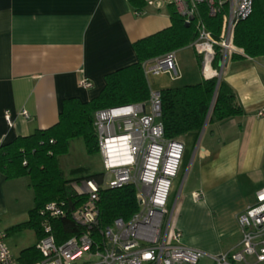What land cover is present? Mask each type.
<instances>
[{"label": "crops", "instance_id": "crops-1", "mask_svg": "<svg viewBox=\"0 0 264 264\" xmlns=\"http://www.w3.org/2000/svg\"><path fill=\"white\" fill-rule=\"evenodd\" d=\"M170 1L147 0L138 14L129 0H0V146L56 124L66 99L87 102L97 97L109 73L137 62L136 41L171 25ZM186 48L192 57L187 61L177 50L179 76L172 78L181 84L199 83L204 77L197 54ZM84 79L93 86L81 87ZM222 79L245 114L210 124L195 163L201 184L185 195L195 207L190 218L209 219L221 236L203 247L193 236H184L178 218L173 220L184 244L210 254L239 250L238 214L255 203L256 192L264 187V56L229 61ZM7 110L12 125L5 119ZM193 193L201 198L196 200ZM34 197L27 177L8 180L0 172V229L26 222ZM176 203L170 208L174 214ZM23 232L12 236L18 240ZM227 241L226 248L220 247ZM29 246L21 244L15 257Z\"/></svg>", "mask_w": 264, "mask_h": 264}, {"label": "built area", "instance_id": "built-area-1", "mask_svg": "<svg viewBox=\"0 0 264 264\" xmlns=\"http://www.w3.org/2000/svg\"><path fill=\"white\" fill-rule=\"evenodd\" d=\"M253 1H170L186 23L196 21L197 37L190 47L201 58L204 78L222 79L226 61L234 53L244 54L235 45V29L252 12ZM201 7H206L212 17L223 15L218 37L202 18ZM143 69L148 79L163 73L178 77L177 51L146 60ZM79 85L90 88L93 83L84 79ZM161 113L160 91H151L150 98L143 102L95 112L94 126L104 172L100 180L86 177L73 181V190L87 197L82 204L71 210L56 201L46 205L42 213L49 216L42 223L45 235L37 243L43 258L35 264H80L85 256L94 259L82 264H202L203 259L210 264H264V187L256 192L255 203L238 214L239 250L210 254L182 242L183 234L174 227V211L168 204L186 147L183 140L165 136ZM22 114L29 117L26 110ZM4 116L12 125L11 112L5 111ZM110 174L112 180L107 179ZM129 184L137 189L139 210L130 220L118 218L102 226L101 188ZM193 197L198 200L201 194L193 193ZM66 216L84 230L58 243L52 219ZM0 264H24L13 255L3 229H0Z\"/></svg>", "mask_w": 264, "mask_h": 264}, {"label": "trees", "instance_id": "trees-1", "mask_svg": "<svg viewBox=\"0 0 264 264\" xmlns=\"http://www.w3.org/2000/svg\"><path fill=\"white\" fill-rule=\"evenodd\" d=\"M129 1L137 13L142 12L147 5V0ZM168 8L171 25L136 41L134 49L137 62L109 73L106 85L97 97L87 102L77 98L66 99L56 124L27 136H18L0 146V172L8 180L27 177L35 195V205L29 211V219L7 228V236L31 229L39 240L45 235L42 223L49 216L42 213L48 203H64L71 210L87 199L72 188L73 181L82 178L69 179L61 168L60 157L69 152L70 141L79 137L83 138L88 153L98 152L95 112L102 108L148 100L151 89L143 63L167 52L188 47L196 39V21L188 24L173 4H169ZM201 10L208 28L218 37L223 15L212 17L206 7H201ZM234 42L244 54L234 53L230 61L264 56V0L253 1L250 15L236 26ZM197 63L201 65L198 55ZM160 93L161 121L165 136L169 139L182 140L191 133L198 137L207 119L210 125L245 114L233 88L223 79L219 83L218 78H203L199 83L167 87ZM88 178L100 180L101 176L95 174ZM99 207L102 226L118 218L130 220L140 208L137 189L130 184L114 189L101 188ZM52 224L58 243L84 230L69 216L52 219ZM97 238L100 239L99 235ZM38 240L21 251L18 259L22 263L35 264L42 260L43 256L37 248Z\"/></svg>", "mask_w": 264, "mask_h": 264}, {"label": "rangeland", "instance_id": "rangeland-1", "mask_svg": "<svg viewBox=\"0 0 264 264\" xmlns=\"http://www.w3.org/2000/svg\"><path fill=\"white\" fill-rule=\"evenodd\" d=\"M179 53L182 54L184 58L186 56L187 61L188 55H191L192 57V50L190 48L180 49ZM227 69L228 65H226L225 67V70L223 72L224 74L226 73ZM150 83L154 91L170 84H181L180 81H176L172 78L171 73L162 74L160 76H152L150 77ZM209 129L210 125L208 124L198 138L197 135L183 137V140L186 143V147L189 150V157L185 159L184 155L178 177L173 182V188L168 204L169 207L172 208L175 201L177 202L173 219L174 222L178 218L179 225L183 230L184 236H193L198 240L199 245L203 247H206L209 244H213L215 238H217V236L218 238L221 236V231L217 233V231L214 230L215 226L209 219L201 217L191 219L189 212L192 215H196V212L194 210L195 207L194 205L186 202L185 195L191 186L201 184L200 180L198 179V175L195 173V163H197L201 150L206 141L207 134H204L207 133ZM192 159V164H190V161ZM60 165L69 179L85 178L90 175L101 174L104 172L101 153L99 151L92 154L88 153L85 142L81 137L74 138L70 141L69 152L60 157ZM107 179L112 180L113 176L110 174ZM18 241L22 243H18ZM36 241V235L31 230H25V232L20 234V238L18 240L16 239V236L8 237V244L14 256L17 255V249L19 248V246H21V244L34 245ZM228 243V241L223 242L222 244H220V247L222 245L224 246V248H226L228 246ZM93 259L94 258L91 256H85V258L79 261V263L82 264L83 262ZM202 264H210V261L208 259H203Z\"/></svg>", "mask_w": 264, "mask_h": 264}, {"label": "water", "instance_id": "water-1", "mask_svg": "<svg viewBox=\"0 0 264 264\" xmlns=\"http://www.w3.org/2000/svg\"><path fill=\"white\" fill-rule=\"evenodd\" d=\"M228 62H229V61L227 60V61H226V64H228ZM220 80H221V78H219V80H218L219 83H220ZM217 90H218V89H217ZM216 92H217V91H216ZM215 96H216V94H215ZM213 104H214V101H213ZM207 124H208V119H207V121H206V123H205V125H204V128H203L202 132L205 130ZM202 132H201V133H202Z\"/></svg>", "mask_w": 264, "mask_h": 264}]
</instances>
